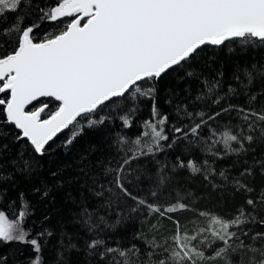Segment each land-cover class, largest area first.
Instances as JSON below:
<instances>
[{"label":"snow or ice","instance_id":"6c2138e0","mask_svg":"<svg viewBox=\"0 0 264 264\" xmlns=\"http://www.w3.org/2000/svg\"><path fill=\"white\" fill-rule=\"evenodd\" d=\"M25 7L31 10L32 0H0V19ZM36 11L41 22L62 26L38 37L40 24L24 25V17L18 15L0 28V127L9 129L15 141L43 156L64 130L71 132L68 145L86 128L111 120L110 114L101 113L118 99L152 101L154 120L145 122L148 131L143 133L151 142L118 137L117 154L100 161L91 187L102 206L126 205L130 214L144 209L169 220V213L190 208L175 191L166 164L153 159L164 151L162 141L172 148L192 138L189 146L199 145L216 159L254 154L252 145L264 143V66L246 67L243 80L235 76L243 87L238 91L228 85L220 95L223 73L201 80L203 74L195 63L208 48L243 53L264 50V0H49L45 7L37 5ZM173 74L200 82L202 91L195 100H205L206 110H195L198 106L192 105L189 111L185 105L182 111L188 122L173 125L170 137L164 127L169 118L161 116L156 105V84ZM228 94L243 96V102H225ZM119 119L124 127H131L127 115ZM221 144L223 150L217 147ZM20 159L21 170L30 172L31 164L23 153ZM142 159H147L146 165L133 167ZM251 159V165L243 162L239 178L219 172L235 192L245 194V201L231 217L212 215L215 227L189 235L174 221V234L163 242L153 239L146 242V248L112 246L101 233L116 225L85 208L80 221L90 234L85 251L95 264H232L239 248L259 253L260 259L250 258L248 264H264V231L253 232L249 227H264V187L257 190L249 182L257 173L264 175V158L253 155ZM173 167L187 168L193 174L203 171L205 180L215 174L208 159L201 165L177 156ZM5 196L0 191V200ZM18 199L16 214L10 217L0 210V244L28 246L31 255L22 264H47L44 252L54 233L48 228H28L30 206L23 193ZM136 238H141L139 233ZM57 244L55 264H69L68 257L77 245L70 240ZM0 264H8V258L0 256Z\"/></svg>","mask_w":264,"mask_h":264},{"label":"trees","instance_id":"16d2710c","mask_svg":"<svg viewBox=\"0 0 264 264\" xmlns=\"http://www.w3.org/2000/svg\"><path fill=\"white\" fill-rule=\"evenodd\" d=\"M48 3L49 0H32L31 10L25 7L20 12L7 13L5 19H0V28L7 27L14 17L19 15L24 17V25L40 24L36 32L38 37L58 30L62 25L54 26L50 22H41L38 19L40 13L36 11V6L45 7ZM195 63L199 72L203 74L201 80L216 77L218 72L223 73L221 88L224 91H220L219 94L224 95L228 85L237 88L238 91L243 87L235 76L239 75L243 80L246 67L251 68L253 64L264 66V50L243 53L239 50L230 52L228 48H208ZM156 86L158 89L156 105L161 116L169 118L164 127L165 134L170 137L173 135V125L183 126L188 122L182 111L185 105L188 106L189 111L193 110L192 105L198 106L195 110L205 109V100H195L202 89L200 82L193 78L173 74L157 82ZM256 87H261V84L257 83ZM243 99V96L228 94L225 102L242 103ZM44 102L54 106L51 100ZM133 109L135 111H132ZM108 114L111 115V120L95 128H86L72 144H65L71 132L64 130L50 142L43 156L33 153L23 143L15 141L9 129L0 127V133H3L0 135V191L6 192L5 198L0 200V210L6 211L10 217L16 214L21 203L18 198L20 193H23V200L28 203L32 213L27 227L32 228L33 231L48 228L54 233V238L44 252L47 264H55V247H58V240H63L65 243L70 240L77 245V250H73L68 257L69 264H90V262L95 264L85 251V242L89 240L90 234H87L80 225L85 208L89 212L105 216L110 224L116 225L101 233V237L105 238L109 245L130 247L136 244L140 248H146V242L153 239L157 242L169 239L175 232L174 221H178L182 230L186 229L191 235L201 228L211 229L214 226H212V215L231 217L244 204L245 194L235 192L231 183L224 181L219 172L225 171L230 177L239 178L238 173L244 166L245 160L251 165L253 155L258 159L264 158V143L257 142L252 145L255 148L254 154L251 152L247 155L241 153L239 156L233 154L223 159H216L207 156L199 145L189 146L192 139L189 138L172 148L167 147L168 141H162L165 146L164 151L157 153L153 158L166 164L168 175L173 177L175 191L184 196L185 201L190 204L188 210L169 213L168 215L172 217V220H169L156 213L149 215L144 209L130 214L126 205H113L111 209L102 206L100 198L95 196L91 187L92 178L97 172L100 161L110 159L117 154L118 137H126L132 141L142 138V142H151V137L147 138L143 133L148 131L145 122L154 120L152 101L143 97H138L136 100L118 99L116 103L105 107L101 113V115ZM125 115L129 117L131 127H124L119 119L120 116ZM4 145H7V148H4ZM217 147L223 150L222 144ZM21 153L31 164L30 172L21 170L23 163L20 159ZM177 156L185 162L193 159L201 165L205 159H208L210 166L215 169V174L209 180H205L203 171L193 174L187 168H174ZM147 162V159H142L134 162L133 167L146 165ZM153 167L156 165L153 164ZM249 182L259 190L264 187V175L257 173L255 177L249 178ZM214 184L222 187L214 188ZM45 191L48 192L47 196L43 195ZM201 212L208 215L201 216ZM120 216L123 219H119ZM249 227L253 232L264 231L262 226L249 225ZM137 233L140 234V239L136 238ZM208 236L211 238L210 230ZM246 243L257 244L255 241L247 240ZM208 251L210 252L211 249ZM30 255L31 249L26 245L0 244V256L7 257L8 264H22ZM241 258L243 264H248L250 258L258 260L260 256L258 252L238 248L232 264H241Z\"/></svg>","mask_w":264,"mask_h":264},{"label":"rangeland","instance_id":"374dc122","mask_svg":"<svg viewBox=\"0 0 264 264\" xmlns=\"http://www.w3.org/2000/svg\"><path fill=\"white\" fill-rule=\"evenodd\" d=\"M146 137L148 138L149 136H146ZM147 138H146V139H147ZM212 226H213V224H212ZM213 227H215V225H214Z\"/></svg>","mask_w":264,"mask_h":264},{"label":"water","instance_id":"95a60500","mask_svg":"<svg viewBox=\"0 0 264 264\" xmlns=\"http://www.w3.org/2000/svg\"><path fill=\"white\" fill-rule=\"evenodd\" d=\"M59 135V134H58Z\"/></svg>","mask_w":264,"mask_h":264}]
</instances>
